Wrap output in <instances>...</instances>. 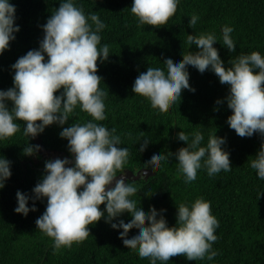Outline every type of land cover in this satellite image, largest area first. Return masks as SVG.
<instances>
[{"label":"clouds","instance_id":"9594fccd","mask_svg":"<svg viewBox=\"0 0 264 264\" xmlns=\"http://www.w3.org/2000/svg\"><path fill=\"white\" fill-rule=\"evenodd\" d=\"M176 6L177 0H132L130 11L137 18L138 27H159ZM198 20L196 14H191L189 27L194 29ZM15 21L16 8L11 0H0V55L9 50L10 42L20 31ZM40 27L43 38L39 47L10 66L13 86L0 90V141L21 130L18 121L23 122L22 134L29 141L55 124L61 128L60 138L67 140L72 159H47L44 173L31 193L16 192L14 211L26 217L37 211L36 201L46 200V208L35 224L37 230L52 239L54 253L86 240L89 225L103 219L112 228H119L117 235L122 242L135 249L141 259L148 258L150 264H167L171 257L180 255L188 261H212L218 255L212 245L217 240L214 232L219 222L209 201L199 197L190 204L179 203L176 224L169 226L164 216L166 209L150 206L145 211L137 202L132 195L137 190L134 178L117 176L128 161L129 149L119 146L122 141L115 128L97 123L107 119L104 101L108 95L100 87L103 78L97 74V62H107L110 57V46L101 44L100 33L106 25L99 15H86L75 0H60L59 7ZM232 32L233 28L222 27V45L230 53L236 51ZM217 41L212 32L188 34L186 44L197 50L182 51V59L163 54V63H149L146 71L135 78L131 91L147 96L152 105L165 110L181 100L183 90L195 92L189 83L188 66L201 74L214 73L222 85L228 86L227 96L216 104L226 100L232 112L226 121L229 128L240 137L257 134L261 139L260 148L249 163L257 177L264 180V55L257 51L240 54L228 61L230 67H225L214 47ZM77 107L92 119L73 121L65 127ZM176 138L186 146L166 154L153 150L145 163L157 169L162 161L174 156L185 183L194 181L202 168L209 177L232 170L230 153L223 147L226 137L217 136L216 131L208 134L206 143H202L205 137L199 130L179 131ZM150 140L144 135L139 148L144 149ZM40 151L41 145L30 142L22 149L25 156H36ZM11 164L0 156V189L12 175ZM147 175L143 171L142 176ZM262 194L258 193V199ZM125 211L129 213L127 219L121 215ZM132 225L137 230L127 235Z\"/></svg>","mask_w":264,"mask_h":264},{"label":"trees","instance_id":"16d2710c","mask_svg":"<svg viewBox=\"0 0 264 264\" xmlns=\"http://www.w3.org/2000/svg\"><path fill=\"white\" fill-rule=\"evenodd\" d=\"M60 0H11L16 8L15 23L20 26L16 39L10 42L9 50L0 55V90L13 86L11 65L29 50L37 49L43 38L40 25L59 7ZM87 15L95 12L106 25L100 33L101 44L110 46L107 62H97V74L103 78L100 87L108 93L105 98L104 121H97L108 129L115 128L121 137L120 147L129 149V158L117 176L130 170L137 173L143 169L155 171L148 180L136 181L137 190L132 193L145 211L150 206L164 213L169 226L176 224V205L190 204L203 197L210 202L211 212L217 218L219 227L214 234L217 240L213 250L218 255L208 261L206 258L188 261L184 256L171 257L167 264H264V180H260L250 161L260 148L257 134L240 137L229 128L227 117L232 114L224 100L228 86L210 71L201 74L188 66L189 83L195 92L187 89L165 110H159L149 102L147 96L135 95L132 85L135 78L146 71L149 63H163V54L173 59H182V51H196L195 46L186 44L188 34L215 33L214 44L225 67L228 61L240 54L253 51L264 55V0H177V6L159 27L137 26V18L131 13L132 0H75ZM191 14L199 17L194 29L188 25ZM233 28L231 36L236 51L230 53L222 45V27ZM47 59V56L45 57ZM57 95L59 93H56ZM87 113L77 107L70 118L83 123L91 120ZM20 131L0 141V156L12 162L11 177L0 189V264H150L148 258L141 259L135 249L122 242L117 235L119 228H112L103 219L89 225V237L71 248H61L54 253L53 241L37 230L35 221L44 212L46 200L36 201L37 211L25 217L14 211L17 206L16 192L31 193L44 173V163L49 158L72 159L67 150V140L61 139V128L53 124L34 140L24 137L23 122ZM39 123V121H38ZM184 130L190 133L199 130L207 142L208 134L215 132L226 137L223 146L230 153L232 170L209 177L206 169L197 171L191 183H185L177 171V160L173 156L162 161L153 169L145 163L153 150L163 153L176 152L186 143L176 138ZM148 135L151 140L144 149L139 140ZM28 142L41 145L36 156H25L23 146ZM55 152L49 153V152ZM32 207V201H29ZM101 209L104 205L100 206ZM127 219V211L121 213ZM147 223V221H146ZM137 230L129 226L127 235ZM157 264L161 262L157 261Z\"/></svg>","mask_w":264,"mask_h":264},{"label":"water","instance_id":"95a60500","mask_svg":"<svg viewBox=\"0 0 264 264\" xmlns=\"http://www.w3.org/2000/svg\"><path fill=\"white\" fill-rule=\"evenodd\" d=\"M49 153H53L54 154L55 152L51 151ZM145 170L148 172V175L147 176H142V173ZM155 174H156L155 171H152V170H149V169H143V170L138 171L137 173H133L130 170H126L124 173H122L120 175H125L127 178H134L136 181H138V180H141V179L148 180L151 176H154ZM120 175H118V177Z\"/></svg>","mask_w":264,"mask_h":264}]
</instances>
